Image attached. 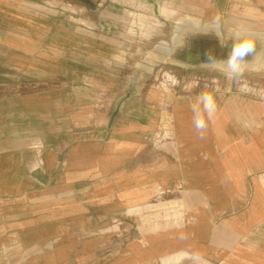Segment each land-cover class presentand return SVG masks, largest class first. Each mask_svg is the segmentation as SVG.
I'll use <instances>...</instances> for the list:
<instances>
[{
    "label": "crops",
    "instance_id": "crops-1",
    "mask_svg": "<svg viewBox=\"0 0 264 264\" xmlns=\"http://www.w3.org/2000/svg\"><path fill=\"white\" fill-rule=\"evenodd\" d=\"M166 2L141 1L167 30L148 55L113 60L125 39L80 23L71 55L60 39L51 54L42 2L24 3L38 38L0 40V264H264V0ZM216 17L219 37L203 27ZM237 28L255 50L232 80L206 63ZM159 66L175 91L154 85ZM204 92L217 109L199 133Z\"/></svg>",
    "mask_w": 264,
    "mask_h": 264
},
{
    "label": "rangeland",
    "instance_id": "rangeland-1",
    "mask_svg": "<svg viewBox=\"0 0 264 264\" xmlns=\"http://www.w3.org/2000/svg\"><path fill=\"white\" fill-rule=\"evenodd\" d=\"M69 1L73 0H19V2L17 0L16 3L13 0H0V40L16 39L20 42L24 38L29 37V29L31 27V31H33V33L35 32L33 30L35 27L34 20L44 15L40 16L38 9L34 7H31L32 9L25 7L24 3L27 4L30 2L32 3L30 5H39L40 2L48 5V35L50 38L49 40H52V44L49 46V53L51 52V54H54L56 49V46H54L55 40L60 39L64 40V44L67 45L64 46V54L68 56L71 55L72 25L75 27V25L77 26L79 23L82 26L98 29L97 33L101 37H106L108 39L122 37L125 39L123 42L126 44L125 47L117 48L113 50L115 52L110 53L113 60L116 61H121L123 54H136L139 52L138 54L148 55L154 51L151 50L155 48L153 46L157 44L158 41L161 42L162 40L163 42V39L167 36V30L159 20L161 16L158 17L156 13H154L156 15H153L152 12L147 13L145 8L142 7V0H138L139 3H137L136 0H130V2H126V0H80V2H82L80 6L74 5ZM166 1L167 0H152V3L156 11H158L159 8L165 7V9H168ZM84 2H92L93 5H88V3ZM146 5L150 4L147 3ZM79 9L85 10L87 14H70V12H78L77 10ZM57 12H64V14L59 15ZM105 28L107 30L103 31ZM32 36L38 38L39 33L35 32V36L34 34ZM83 43L82 45H84L86 49L90 46L92 47L90 43L89 46L87 42ZM17 49L16 60L19 65L22 66V56H20L19 52H22L24 48L22 46H17ZM95 49L101 50L98 47H95ZM6 50L7 47L1 48L0 46V54L6 53ZM86 54L90 55L91 53L86 52ZM4 64L7 65L6 63ZM69 67L71 68V64ZM85 68L84 69L88 71L87 67ZM100 69L104 70V68ZM160 69L164 73L166 72L162 69V66L156 68L155 72L157 73ZM166 73L169 74L168 72ZM134 218L137 222L136 228L139 233L147 234L152 231L150 207L146 208L144 211H140L139 215Z\"/></svg>",
    "mask_w": 264,
    "mask_h": 264
},
{
    "label": "clouds",
    "instance_id": "clouds-1",
    "mask_svg": "<svg viewBox=\"0 0 264 264\" xmlns=\"http://www.w3.org/2000/svg\"><path fill=\"white\" fill-rule=\"evenodd\" d=\"M209 32L215 33L218 37L221 34V21L216 17L211 22L203 25ZM251 33L244 28L234 29L230 38L233 45L227 59L217 60L214 56L209 55L208 64L223 72L229 79L238 80L244 74L247 66L245 57L253 54L255 45L249 39ZM223 45V43H221ZM217 109L216 101L213 95L204 92L195 97L191 103V111L193 113V123L199 133H203L207 128V120L210 121Z\"/></svg>",
    "mask_w": 264,
    "mask_h": 264
},
{
    "label": "built area",
    "instance_id": "built-area-1",
    "mask_svg": "<svg viewBox=\"0 0 264 264\" xmlns=\"http://www.w3.org/2000/svg\"><path fill=\"white\" fill-rule=\"evenodd\" d=\"M155 85L157 86V88H162V90L164 91L173 92L177 89L178 80L174 76H171L166 72L164 73L163 71L159 70L158 75L155 79Z\"/></svg>",
    "mask_w": 264,
    "mask_h": 264
},
{
    "label": "water",
    "instance_id": "water-1",
    "mask_svg": "<svg viewBox=\"0 0 264 264\" xmlns=\"http://www.w3.org/2000/svg\"><path fill=\"white\" fill-rule=\"evenodd\" d=\"M116 116V113L113 115V117H115Z\"/></svg>",
    "mask_w": 264,
    "mask_h": 264
}]
</instances>
